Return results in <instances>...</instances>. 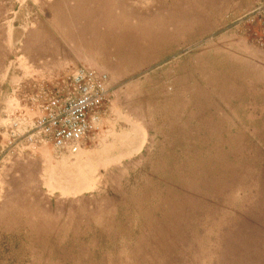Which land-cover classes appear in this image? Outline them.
Segmentation results:
<instances>
[{
  "label": "rangeland",
  "instance_id": "1",
  "mask_svg": "<svg viewBox=\"0 0 264 264\" xmlns=\"http://www.w3.org/2000/svg\"><path fill=\"white\" fill-rule=\"evenodd\" d=\"M0 264H264V0H0Z\"/></svg>",
  "mask_w": 264,
  "mask_h": 264
},
{
  "label": "bare ground",
  "instance_id": "2",
  "mask_svg": "<svg viewBox=\"0 0 264 264\" xmlns=\"http://www.w3.org/2000/svg\"><path fill=\"white\" fill-rule=\"evenodd\" d=\"M74 74H76L75 95L63 106L57 108L53 116L55 122L54 125L52 124L54 146L72 152L76 151L78 143L88 131L90 112L104 98L102 90L86 82V76L82 70Z\"/></svg>",
  "mask_w": 264,
  "mask_h": 264
}]
</instances>
